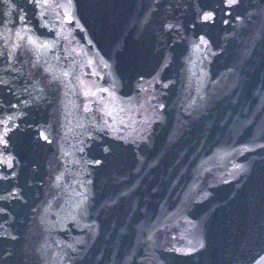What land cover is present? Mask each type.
Instances as JSON below:
<instances>
[{
	"label": "water",
	"instance_id": "obj_1",
	"mask_svg": "<svg viewBox=\"0 0 264 264\" xmlns=\"http://www.w3.org/2000/svg\"><path fill=\"white\" fill-rule=\"evenodd\" d=\"M0 264H264V0H0Z\"/></svg>",
	"mask_w": 264,
	"mask_h": 264
}]
</instances>
